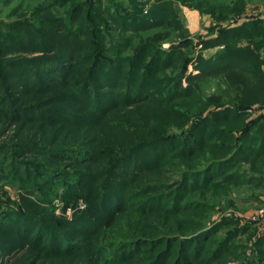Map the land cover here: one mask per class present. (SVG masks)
<instances>
[{
    "label": "trees",
    "instance_id": "trees-1",
    "mask_svg": "<svg viewBox=\"0 0 264 264\" xmlns=\"http://www.w3.org/2000/svg\"><path fill=\"white\" fill-rule=\"evenodd\" d=\"M73 1H62L63 18H45L49 5L44 18L35 15L37 25L19 19L0 26L8 31L0 32V55L37 53L0 60V123L17 126L15 140L0 141V182L41 192L37 201L28 199L37 210L12 206L11 214H0V229H10V237L21 242L31 240L29 249L38 238L47 237L39 248L47 256L71 259L70 264H92V260L118 264L123 251H130L134 260H149L144 264H264V235L256 239L253 257L246 258L245 245L235 238L249 226L219 237L223 224L209 227L203 214L207 205L191 197L217 184L212 179L220 176L249 183L260 179L239 172L238 166L248 159L264 160V116L248 124L244 106L237 105V110L226 106L225 94L203 99L196 84H190L235 71L249 77L255 62H243L252 58L253 49L228 45L216 58H196V76L187 74L188 58L179 77L170 76L166 71L173 68L172 55L177 59L184 55L180 48L189 46V41L169 51L150 42L124 56L118 40H107L111 21L139 35L156 25H148L154 19L164 24L170 16L142 15L140 10L139 15L127 12L117 17L101 0L79 5ZM220 39L208 44L221 43ZM183 79L189 83L185 87ZM28 91L33 94L23 101ZM129 106L135 108L120 112ZM99 127L103 133L92 138ZM63 130L70 135L62 136ZM25 155L31 158L20 159ZM53 181L66 187L74 203L79 198L86 201L85 208L75 210L73 221L68 220L76 231L67 233L55 224L58 219L52 222L44 216ZM84 181L89 183L81 187ZM121 215H127L128 225L110 236L113 240L94 242L96 250L72 242L71 235L83 233L78 228L85 224L92 221L100 234ZM157 215L172 216L171 228H145L144 217Z\"/></svg>",
    "mask_w": 264,
    "mask_h": 264
},
{
    "label": "rangeland",
    "instance_id": "rangeland-1",
    "mask_svg": "<svg viewBox=\"0 0 264 264\" xmlns=\"http://www.w3.org/2000/svg\"><path fill=\"white\" fill-rule=\"evenodd\" d=\"M63 0H0V26L5 23H11L16 20H22L23 22H37L39 19L44 18L43 11L49 8L48 14L50 17H62L65 8H61ZM87 0H74L73 4H84ZM65 3V2H64ZM62 4V5H61ZM69 6V4H67ZM66 5V6H67ZM101 5L109 6V9L114 16H119L127 12L138 15L142 10V15L152 13L153 16H160L161 14L170 16L169 22L164 24H157L154 19L148 25L156 24L155 26L141 31L139 35L133 33V31L121 30L114 21L109 22L108 39H113V42L119 41L121 44V52L124 56H132L141 46L153 42L155 46H159L162 51H169V48L178 46L181 42L189 41L191 44L187 47L180 48L185 53L181 55L179 59L175 54L172 55L174 59L170 62L171 67L167 74L170 76L179 77L180 66L185 59L191 61L187 64V74L196 76L198 70H196L195 60L196 58H216L219 54H223L226 51L228 45H235L239 48L253 49L254 55L252 58L244 59L243 64H246L247 60L255 62L254 73L248 74L249 77L242 76L239 73H222L215 76H207L201 79H196L190 82L191 85L196 84V91L203 99L207 97L224 96L226 106L237 110L238 106H244L246 123L252 122L253 124L258 118L264 116V0H101ZM164 8L166 10H164ZM38 13L36 18L35 15ZM127 20V18H123ZM159 20V19H158ZM260 21V22H259ZM258 22V23H256ZM255 23V24H251ZM0 32L5 35L8 34L7 30L0 28ZM238 33V34H237ZM228 34H237L231 38ZM223 36V37H221ZM221 38V43H215L213 45L208 44L211 39ZM1 40V38H0ZM133 44L131 45V42ZM218 41V42H219ZM255 43L257 47L255 49ZM179 50V49H178ZM154 50H149L152 52ZM99 54V49L95 51ZM113 55V51L109 50L108 55ZM37 53H20L13 52L6 55H0V60L8 62L6 60L22 59L25 57H33ZM254 56V59H253ZM3 62V64H4ZM169 64V65H170ZM174 65V66H173ZM248 69H250L248 67ZM8 70L7 66H3V71ZM125 72V70H124ZM226 72V71H225ZM183 86H187L189 83L187 80H182ZM55 93V92H54ZM28 93L22 99L26 101L30 95ZM52 94V93H51ZM47 96L48 93L44 92ZM135 107L129 106L121 110H133ZM224 107H221L222 110ZM219 110V109H218ZM67 118V117H65ZM0 141H12L15 140V134L17 126L10 123H0ZM37 127V126H36ZM103 127L97 128L95 132L91 134L92 138H98L103 133ZM236 135H239V132ZM252 134H256L253 129L250 128ZM48 133V132H47ZM52 136V132L46 134ZM63 135H70L68 130L62 131ZM213 141L216 139H212ZM220 142V141H218ZM2 154H5L2 152ZM8 153L5 154L7 156ZM29 155V154H28ZM19 156L20 159L26 160L31 158L30 156ZM33 159V158H32ZM237 167L232 170H236ZM239 172H247L254 178H260L258 182H237L230 181L220 176L213 178V182L217 184L209 185L206 189L200 190L194 193L193 198L196 200H203L202 202L207 205L203 209L206 215V224L211 227L214 224L222 223L223 226L217 231V235L223 236L229 230L235 228V230H241L247 225L243 232L238 233L235 238V242L245 245L246 258L253 257L254 243L258 237L264 235V175L261 171L264 170V160L251 159L242 162L238 166ZM132 172V170H130ZM56 181V179H55ZM54 182V181H53ZM89 181H84L81 185H87ZM53 187L50 190L53 191L50 203L46 204V210L43 212L51 221L57 220L55 224L63 227L65 232L70 233L71 230H75L76 226L72 223L75 210L83 209L86 206V201L79 198L76 203L74 199H70L66 187L58 182L53 183ZM41 192L38 190L33 191L29 186H21L18 183H12L10 181L1 180L0 182V214H11V207L29 208L35 209L31 201H37L38 194ZM30 199L31 201H29ZM42 205H45L44 203ZM202 211V212H203ZM41 213V211L39 212ZM52 213V215H51ZM55 216V217H54ZM127 215H121L116 218L112 223H109L102 231L105 232L98 234L99 228L92 221L83 224L76 235H71L72 242H79L80 246L85 250H93L94 242L102 241L104 239L113 240L110 236H115L121 232L127 225ZM133 218V217H132ZM146 218L145 228H159L161 230H167L170 227V221L172 216L169 217H144ZM160 218H166L160 220ZM60 219L67 220V223H60ZM52 221V222H53ZM6 231L0 229V264H70L69 258L62 259L58 257L47 256L44 249L39 246L46 244L47 237L38 238L33 247L29 249V242L27 239L23 242L10 237L8 231L10 229L4 228ZM187 229L184 227L183 230ZM82 230V231H81ZM84 230V231H83ZM8 231V232H7ZM76 231V230H75ZM94 231V232H93ZM93 232V233H91ZM88 233H91L88 235ZM98 234V235H97ZM88 237V238H87ZM28 241V242H27ZM36 247V248H35ZM96 250V248H94ZM106 253H102V256H106ZM121 255L122 262L118 264H144L149 260H134L135 257H129L130 251H123ZM145 254V253H143ZM147 254V253H146ZM234 256H229V260H232ZM126 258V259H125ZM146 258V257H145ZM231 262V261H230ZM228 262V263H230ZM92 264H104L103 260L100 263H96L94 260ZM234 263V261H233Z\"/></svg>",
    "mask_w": 264,
    "mask_h": 264
}]
</instances>
